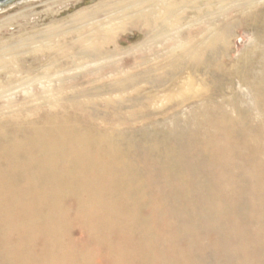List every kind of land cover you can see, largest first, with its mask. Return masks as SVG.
<instances>
[{"label": "bare ground", "instance_id": "1", "mask_svg": "<svg viewBox=\"0 0 264 264\" xmlns=\"http://www.w3.org/2000/svg\"><path fill=\"white\" fill-rule=\"evenodd\" d=\"M14 1H19V2L22 1V3H23V2H27L28 0H11V1H8L7 4H10ZM7 4H0V8L7 5ZM261 4H264V0H101V1L91 5L90 7H87V8H84L83 10L77 11L72 16H69L70 18H68L67 20L60 22V23H57V24L54 23L52 25H49L48 27L44 28L43 30H35L32 32H25L23 35L14 36L11 38H6V39H0V239L3 240L4 242L6 240L14 239V238H16V241L22 240V239L27 238V236H26L27 234L19 233V230L20 231L23 229H25V230L31 229L32 230V229L37 228V227L51 226V225H56V226H61V227H70L71 228L75 223H78L82 229H84L85 231L91 232L93 234L94 238H97V239L98 238H102V239L105 238V239H107V242H106L107 244H110V241L108 242V240L112 239V235L117 234L116 236L120 237V239L122 240L120 242V246L123 247V252L120 253L119 252L120 249H119V251L115 250L116 251L115 253L117 254V257L116 256L115 257L117 258V260H119V259L121 260L120 256H123L124 257L123 260L125 262L127 260L126 264H136V263H139V264H180L179 261L181 259H178L179 261H175V260L169 261L167 258L161 259L158 256V254L160 252V248H161V246H160L161 241L159 242L160 239H157V237L159 238V235H160V231L158 230V227L155 226V224H153V223L146 224V222L145 223L143 222L145 220L142 221V219L138 217L137 212L138 213L140 212L138 209H139V207L141 208L144 206L145 200L143 198H145L148 194L147 190H145L143 193V190L145 189L147 184L145 183L146 180L144 179V174L142 172L145 170L153 169L154 175H155V173H157V175H158V174H160L161 169H159L160 166H155V168L152 166H149V162L147 161V159L146 158L142 159L140 157V154H137L136 156H134L133 154H135V153H133V154L129 153V151H128V149H129L128 143L129 142L125 143L123 141V138L126 136L125 129H127L128 126H131V125L134 126V124H136V123L138 124V123L142 122L143 119H145L146 117L153 116V113L150 111V107H151L150 105H154L156 102H158L159 98H161L160 103L163 100H172L173 103L179 105V104H184L188 100L205 97V95L207 94L206 91H208V89H206V81L207 80H208L209 85L211 86L212 91L217 92L219 89V82H218L217 75L215 73H210V71H201V70L202 69L205 70L209 67H214V68L217 67L218 59H219L222 51L224 52V50L226 49L228 38L231 35V32L237 23V18H238L237 15H242L248 11H251L252 9L256 8L257 6H259ZM259 12H261V11H259ZM260 15H261V13H260ZM23 17L24 16H21L20 14H16L15 16H11V17L6 18L2 22L0 21V31L2 29L6 28L7 26L9 27L10 25H12V23H14L17 20V18H23ZM257 17H260V16H257ZM249 19H252V18H249ZM260 21H261V17H260ZM129 27H131V28L133 27V29L137 27L138 29L145 31V38H144L143 42L141 44H139L138 46L130 48L127 51L121 52L118 50V47L115 45L113 37L119 32H124ZM263 31H264V28H263ZM263 31H262V33H263ZM258 36L260 39L261 38L260 35H258ZM138 51H144V52H146V54L135 56L133 58V60H134L133 64L129 65L128 67H123L124 64H122V61L120 60V56L123 54H125V55L135 54ZM32 55H34V56L35 55H41V56L43 55L44 56L43 61L40 60V58H39V60L42 62L38 65L36 64L37 65L36 67L24 68L23 67L24 62L26 63V60L28 59V57H30ZM251 56H253V55H251ZM243 60L246 61V59H243ZM34 62H36V61H34ZM252 62H253V59H252ZM232 63H233V61H232ZM233 64H235V63H233ZM245 64H246V62H245ZM250 64H252V63H250ZM220 67H222V66H220ZM240 67H242V65ZM137 68L139 70H135ZM227 68H229V67H227ZM231 69H232V67H231ZM248 70H250V69H248ZM219 71H221V70L219 69ZM241 72H242V70H241ZM243 72H245V71H243ZM222 73H224V72H222ZM228 73H231V72H228ZM185 74H186V76H183ZM87 75L88 76L91 75L93 78L84 80L83 78L86 77ZM245 75H247V73ZM262 75H263V73H262ZM225 76H227V75H225ZM230 76H231V74H230ZM230 76H227V77L229 78ZM209 78H211V80H209ZM254 78H256V77H254ZM70 81H77V84L68 86L67 83ZM244 81L245 80H242V82H244ZM246 81H248V80H246ZM249 82H250V80H249ZM247 83L248 82H246V84ZM238 85H240V84H238ZM255 85H256V83H255ZM146 86L149 89V93L147 95L144 94L142 91L143 87H146ZM196 86H201L202 88L200 90H196L197 89V88H195ZM242 86H243V84H242ZM257 88H258V86H257ZM34 89H37L38 92H35ZM256 91H257V89H256ZM244 92H246V91H244ZM257 92L259 93V90ZM252 93H254V92H252ZM255 94H256V92H255ZM231 97H233V95H231ZM250 97H251V95H250ZM223 100H224V98H223ZM225 101H226V99H225ZM232 101H233V99H232ZM221 103H224V102L222 101ZM260 103H261V101H260ZM253 104L256 105L255 102ZM263 104H264V102H263ZM207 105H206V107H207ZM254 105H253V107H254ZM261 105L262 104H260V106ZM196 106H197V104H196ZM199 107H201V106H199ZM199 107L197 106V108H199ZM222 107H224V106H222ZM261 107H264V106H261ZM211 109H213V108H211ZM256 109H257V107H256ZM216 110L218 111V109H216ZM216 110H214V111H216ZM206 111H205V113H207L209 111L211 113V110H209L207 112ZM223 111H225V110H223ZM58 113H62L64 115L62 117H59V118H56V116L55 117L52 116V115L58 114ZM180 114H181V112H180ZM201 114L204 115L203 113H201ZM238 114H240V113H237V116H238ZM245 114H242L243 117L246 116ZM262 114H264V113H262ZM191 115H192V113H191ZM202 115H201V117H202ZM166 116H167V114H166ZM225 116H227V114ZM177 117H176V119H177ZM243 117H242V119H244V122H245V118H243ZM196 118L194 117V120H196ZM222 118H223V116H222ZM247 120H248V122L250 121L249 119H247ZM196 121H195V124H196ZM221 121H223V120H221ZM232 121H235V120L232 119ZM237 121H235V122H237ZM216 122H214V123L216 124ZM201 123H198V124H200V126H201L202 125ZM218 123H219V121H218ZM229 123H230V121H229ZM251 123L252 122H250V124ZM258 123L260 125V122H258ZM144 124H147V123L144 122ZM180 124H181V122H180ZM261 124H262V121H261ZM213 126L216 127L215 125H213ZM220 126H221V124H219L218 128ZM222 126H223V124H222ZM224 126H226V125H224ZM245 126H247V125H245ZM197 127H199V125ZM123 128H125V129L122 131ZM238 128L239 127H237L236 129H238ZM253 128H254V126H253ZM180 129H182V128H180ZM199 129H196V130L198 131ZM211 129H212V127H211ZM215 129H217V127ZM176 130H177V128H176ZM189 130H188V132H189ZM201 130H202V128H201ZM238 131L241 132L242 130L239 129ZM169 132L166 131L165 134H167V133L170 134L171 132L170 133ZM219 132H220V130H219ZM221 132H222V130H221ZM224 132H226V131H224ZM235 132L236 131H234V134L236 135ZM181 133H182V131H181ZM195 133H197V132H195ZM234 134H232V136ZM238 134H240V133H238ZM242 134H245V133H242ZM261 134H262V132H261ZM180 135L182 136V134H180ZM149 136H150V134H149ZM161 136H163V135H161ZM170 136H171V134H170ZM132 137H133V135H132ZM213 137H214V135H213ZM235 137H237V136H235ZM262 137H263V135H262ZM167 138H168V136H167ZM170 139H172V137ZM178 139H180V138H178ZM208 139H209V137H208ZM244 139H246V138H244ZM254 139H256V138H254ZM153 140H155V139L153 138ZM191 140L192 139H190V141ZM198 140H200V139L198 138ZM236 140L238 141V139H236ZM166 141H168V140L166 139ZM190 141H189V143H190ZM212 141H213V139H212ZM244 141H246L245 143H247L248 140L246 139ZM153 142L155 144L156 141H153ZM186 142L188 143V141H186ZM224 142H227V141H224ZM240 142H238V143H240ZM174 143L172 145H174ZM201 143L204 144V142H201ZM218 143H220V142H218ZM218 143L216 142L217 145H218ZM163 144H164V142H163ZM184 144H186V143H184ZM199 144H197L198 147H199ZM210 144H212V143H210ZM220 144H223V143H220ZM219 145H218V147H219ZM243 145H241L240 147H242ZM145 146H146V143H145ZM212 146H214V143L212 144ZM187 147L185 146V148H187ZM203 147H204V145H203ZM244 147H246V145H244ZM263 147L261 146V148H263ZM145 148H147V147H145ZM194 148L195 147H193V149ZM231 148H233V150H234L235 147H231ZM231 148H229V149H231ZM180 149H182V148H180ZM201 149H203V148H201ZM221 149H223V148H221ZM247 149H249V148L247 147ZM198 150L202 152L204 149L200 150L199 148H197V152H199ZM187 151H188V149H187ZM208 151H209V149H208ZM213 151H214V153H216L215 150H213ZM165 152H166V154H169V156H171L173 154V150L172 151L165 150ZM180 152H181V150H180ZM203 152H206V151H203ZM227 152H228V150H227ZM262 152H264V151H262ZM177 153L179 154V151ZM181 153L183 155V151ZM237 153H240V152H236V154ZM224 154H226V153H224ZM232 154L233 153H231V155ZM257 154H259V152ZM159 155H161V154H159ZM204 155H203V157H204ZM218 155H220V153ZM175 156H176V154H175ZM186 156H187L186 158H188V154ZM256 156L257 155H255L253 159H256L255 158ZM206 157H207V154H206ZM221 157H222V155H221ZM225 157H227V156H225ZM244 157H246V156H244ZM177 158H176V161H177ZM236 158H238V157L236 156ZM248 158H250V157H248ZM192 159H191V161H192ZM201 159H203V158L196 159L197 162H196V160L194 161V159H193V161H194L193 163H198V160H201ZM215 160H214V163H215ZM221 160H223V159H221ZM238 160H239V158H238ZM257 160H255V161H257ZM228 161H229V159L225 162H228ZM178 162H180V161H178ZM184 162H186V160ZM175 163H177V162H175ZM187 163H188V161H187ZM217 163H218V161H217ZM245 163L247 164V162H245ZM251 163H253V162H251ZM226 164H229V163H226ZM260 164H261V162H260ZM185 165L187 166V164H185ZM218 165L219 164H217V166ZM253 165H256V162ZM188 166L185 168H188ZM197 166L199 167L200 165H197ZM190 167L191 166H189V168ZM215 167L216 166L214 165L213 169ZM260 167H258V168H260ZM228 168H229V166H228ZM262 168H263V166H262ZM262 168H260V169H262ZM220 169H222V168L219 167V170ZM232 169H233V167H232ZM155 170H156V172H155ZM173 170H174V168H173ZM187 170H189V169H187ZM208 170L210 171V169L207 168V172H209ZM224 170H223V175H224ZM181 171H182V169H181ZM190 171H192V174H193L194 170H192V168ZM214 171L216 172V170H214ZM251 171L252 170H250V172ZM171 172H173V171H171ZM217 172L219 173V171H217ZM255 173H253V176ZM186 174H188V172ZM203 174L206 175L205 172H203ZM213 174L214 173H212V175ZM226 174H228V173H226ZM232 174H233V172H232ZM244 174H245V172H244ZM256 174H255V176H256ZM204 175H203L202 181L205 178ZM212 175H209V176L212 177ZM242 175H243V172H242ZM242 175H241V177H242ZM232 176H234V174ZM262 176L263 175H261V177ZM169 177H170V175H169ZM197 177H198V175H197ZM221 178H222V176H221ZM221 178H220V180L223 179V178L222 179ZM232 178L233 177H231L230 179H232ZM236 178H237V176H236ZM239 178L240 177H238V179ZM136 179H137V181H136ZM234 179H233V181H234ZM245 179H247V178H245ZM251 179H252V177H251ZM168 180H170V179H168ZM215 180H217V179H215ZM253 180H254V178H253ZM249 181H246V182H249ZM261 181H263V180H261ZM149 182H150V180H149ZM212 182H215V181L213 180ZM172 183H170V184L172 185ZM182 183H183V181H182ZM232 183H234V182H232ZM76 184H84V185H86V188L83 190L84 199L81 200V202L78 201V204L76 205V209L74 210L75 211V216H74L75 220L69 219V217H66V218L60 217L61 219L59 218L58 220H56V222H54V221L44 220V219L38 218L39 215H41L43 212H50V213L61 212V211L65 212L67 210V208L65 207V205H64L65 203H63V200H56L53 198L58 194V191H60V190H68L69 191V189H72ZM177 184H178V180H177ZM209 184L210 183H208V185ZM218 184L221 185L222 183L220 182ZM242 184L243 185H241V184L240 185L242 187H244L245 181L244 182L242 181ZM255 184H256V182H255ZM153 185H154V183H153ZM174 185L176 186V184H174ZM178 185L180 186V184H178ZM200 185L202 186V184H200ZM213 185H214V183H213ZM190 186H192V185H190ZM222 186L223 185H221L220 187H222ZM239 186H237V188H239ZM251 186H252V184H251ZM161 187H162V185H161ZM218 187L219 186H217V188ZM228 187H231V186L228 185ZM234 187H235V185H234ZM147 188L148 187H146V189ZM155 188L159 189L157 187H155ZM169 188H171V187L169 186ZM205 188H206V186H205ZM205 188H203V189H205ZM210 188H212V187H210ZM241 189H243V188H241ZM199 190H198V192H200ZM219 190L220 189H218V191ZM154 191H155V189H154ZM193 191H195V190H193ZM236 191H237V189H236ZM238 191H237V193H238ZM258 191H260V190L258 189ZM158 192H159V190H158ZM212 192H213V189H212ZM223 192H225V191H223ZM229 192H231V191H229ZM164 193H162L163 196L166 195ZM192 193H194V192H192ZM207 193L212 195V193H210V192H207ZM239 193H240V191H239ZM248 193H247V195H248ZM256 193H257V191L254 194L256 195ZM217 194H219V192ZM220 194H222V193H220ZM227 194H229V193L227 192ZM250 194H251V192H250ZM261 194L263 195L262 192H261ZM223 195L224 194H222V196ZM234 195L236 197V194H234ZM205 196H207V194ZM73 197H75V196H73ZM166 198H167V196H166ZM228 198H229V196H228ZM74 199L76 201V198H74ZM240 199H241V197H240ZM178 200H179V198H178ZM184 200H186V197H185V199H183V202H184ZM205 200H206V198H205ZM211 200H212V198H211ZM242 200L244 201V199H242ZM232 201H235V200H232ZM245 201H247V200H245ZM249 201H250V199H249ZM262 201H263V199H262ZM164 202H166V201H164ZM180 202H182V201H180ZM187 202H189V201H187ZM194 202H195V200H194ZM238 202H239V200H238ZM238 202H237V204H238ZM208 203H209V200H208ZM210 203H211V201H210ZM220 203H222V201ZM258 203H261V202H258ZM262 203L264 204V202H262ZM130 204H132V206H134V204H135L136 208L135 209H132V208L128 209ZM241 204H242V202H241ZM254 204L256 205L257 203H254ZM185 205H187V203ZM185 205L182 207L186 208ZM215 205H218V204L216 203ZM244 205H246V203ZM244 205H243V207H244ZM252 205L253 204H251V207H253ZM172 206L173 205H171V203L168 201L167 202V209H172ZM205 206H207V203ZM208 206H209V204H208ZM220 206H223V205H220ZM228 206H232V204L228 205ZM233 206H234V204H233ZM147 207H148V205H147ZM223 207H222V209H224ZM237 207H238V205H237ZM257 207L261 208L260 206H258V204H257ZM179 208H177V209H179ZM213 208L214 207L212 206V209ZM230 208L232 209V207H230ZM249 208H250V205H249ZM214 209H216V208H214ZM214 209L212 211H214ZM251 209L252 208H250V210ZM255 209H256V207H255ZM141 210H142V208H141ZM151 210H152V208H151ZM189 210H191V209L189 208ZM193 210H194V208H193ZM226 210L228 211V209H226ZM261 210H262V208H261ZM177 211H179V210H177ZM192 211H191V213H192ZM219 211H220V209H219ZM248 211H249V209H248ZM259 211H260V209H259ZM70 212L71 211H69V213ZM172 212H174V211H172ZM195 212L197 213L196 209H195ZM201 212H202V210H201ZM209 212H211V211H209ZM255 212H257V211H255ZM154 213H156V212H154ZM189 213H188V215H190ZM238 213H239V211H238ZM238 213L236 215H239ZM258 213L259 212H257V214ZM182 214H184V213H182ZM215 214H217V213H215ZM215 214H213V216ZM221 214H219V215H221ZM252 214H254V216H255V213H252ZM197 215H198V213H197ZM199 215H198L199 217L203 216V212H202V214H199ZM210 215H211V213H210ZM210 215H208V213H207V216H210ZM152 216H155V214ZM190 216H192V215H190ZM246 216H247V214H246ZM256 217L257 216H255V218ZM258 217L260 218V216H258ZM167 218L169 219L170 217H167ZM213 218H215V216ZM219 218H221V216ZM224 218H222V219H224ZM249 218H253V217H249ZM261 218H263V217L261 216ZM202 219H203V217H202ZM236 219H234V220H236ZM239 219H241V218H239ZM147 220H149V219H147ZM200 220H201V218H200ZM219 220L220 219H218V221H217V222H219V224L216 222V220H215V222H216L215 224H218V227L221 224H223V226H224V223H220L221 220L220 221ZM74 221H76V222L74 223ZM171 221H172V219H171ZM224 221H225V219H224ZM254 221L258 222L259 220L257 218V220L254 219ZM159 222H160V220H159ZM192 222L193 221L191 220V223ZM211 222H213V221H211ZM241 222H238V224ZM199 223H200V221H198V224ZM227 223H228V221H227ZM208 224H210V223H208ZM231 224H230L231 226L235 225L233 223H231ZM255 224H253V222H252L253 228H254ZM230 225H229V227H230ZM249 225L251 226V224H249ZM171 226L170 225L165 226V228H162V229L167 231L170 229ZM176 226H178V225H176ZM181 226H183V225L181 224ZM195 226H197V225L195 224ZM234 227L237 229L236 225ZM241 227H243V226H241ZM247 227H248V225H247ZM198 228H200V227L198 226ZM213 228L215 229V227H213ZM224 228H222V229H224ZM250 228H252V227H249V229ZM175 229H177V228H175ZM188 229H190V228H188ZM188 229H186V231ZM226 229H227V227H226ZM240 229H239V231H240ZM245 229H248V228H244V230ZM262 229L264 230V228H262ZM46 230H47V228H46ZM180 230H182V229H180ZM193 230L194 229L192 228L191 231H193ZM208 230H210V228ZM221 230L219 232H221ZM224 230H223V232H224ZM244 230L242 229V231H244ZM36 232H38V231L36 230ZM217 232H215V233H217ZM237 232L238 231H236V233ZM30 233H31V231H30ZM170 233L171 232H169V234ZM186 233H188V232H186ZM196 233H198V232H196ZM224 233H226V232H224ZM38 234H39V232H38ZM38 234H35L32 236L34 237ZM71 234H69V236ZM136 234H138L139 236L135 237ZM208 234H210V233H208ZM249 234H250V232H249ZM262 234L263 233H261V235ZM66 235H68V234H66ZM173 235H175V234H173ZM198 235H199V233H198ZM201 235L203 238L204 235L203 234H201ZM205 235H207V234H205ZM223 235L221 236V238L224 237ZM239 235L240 234H238V236ZM251 235H253V233H251ZM261 235H257V236L262 237ZM47 236H45V237H47ZM91 236L92 235H90V238H91ZM116 236H114V237H116ZM183 236L186 237L185 235H183ZM229 236H230V234H229ZM233 236H234V234H233ZM235 236L238 237L237 235H235ZM49 237H53V236L51 235ZM184 237H183V239H184ZM232 237H231V239H232ZM225 238L227 240L228 236L227 237L225 236ZM240 238H241V235H240ZM246 238H249V237L246 236ZM246 238H245L246 242L249 241ZM45 239H47V238H45ZM29 240H30V238H29ZM59 240H61V239H59ZM98 240H100V239H98ZM193 240H195V239H193ZM205 240H207V239H205ZM205 240H204V243H206ZM212 240H213V238H212ZM220 240H219V242H220ZM229 240H230V238H229ZM31 241H32V239H31ZM56 241H53V242H56ZM69 241H70V239H69ZM100 241H102V240H100ZM184 241L187 242L186 238L184 239ZM184 241H183V243H184ZM196 241H195V243H196ZM202 241H200V242H202ZM239 241H241V240H239ZM260 241H262V240H260ZM30 242L27 241L26 243H30ZM223 242H225V240H223L222 243ZM18 243H19V241H18ZM26 243H24V244H26ZM39 243H40V241H39ZM187 243H189V242H187ZM210 243H211V241H210ZM210 243H209V245H210ZM238 243H236V244H238ZM58 244H59V242H58ZM63 244H65V243H63ZM98 244H99V242H98ZM165 244L166 243H164V246H165ZM192 244H194V243L192 242ZM229 244H231V243H229ZM240 244H242V243H240ZM251 244H253V242H251ZM20 245H22V244H20ZM53 245H54V243H53ZM69 245H71V243ZM198 245H197V247L200 246V245L199 246ZM13 246H14V244H13ZM13 246H12V248H16V246H14V247ZM17 246H18V244H17ZM30 246H31V244H30ZM114 246H115V244H114ZM167 246H168V244H167ZM188 246H189V248L190 247L192 248L191 245H188ZM219 246L222 247L221 245H219ZM232 246L231 247L228 246L227 248H232ZM19 247L20 246H18L17 248H19ZM26 247H27V244H26ZM76 247H77V245H76ZM216 247L218 248L217 245H216ZM262 247L259 249H262ZM30 248H32V247H30ZM48 248L51 249L52 246L51 247L48 246ZM69 248H71V247H69ZM191 248L189 249L190 253L192 252ZM247 248H250V247H247ZM24 249H26V248H24ZM34 249H36V248H34ZM55 249H56V247H55ZM208 249H209V246H208ZM214 249H215V247H214ZM244 249H245V246H244V248L239 249V251L245 252L246 250L244 251ZM28 250H30V249L28 248ZM51 250H53V249H51ZM205 250L206 249H204V251ZM223 250H225V248ZM232 250H234V249L232 248ZM55 251L56 250H54V253H55ZM189 251L187 254H189ZM197 251H199V249ZM201 251H202V249H201ZM216 251H217V249H216ZM219 251H218V253H219ZM226 251L227 250H225V252ZM239 251L237 250L236 252L238 253ZM261 251H262V253H264L263 249ZM261 251H259V252H261ZM15 252H16V250H15ZM15 252H13V253H15ZM44 252H45V250H44ZM59 252L61 253L63 251H59ZM68 252H66V253H68ZM73 252H74V248H73ZM259 252H258V255H260ZM2 253H3V251L0 252V254H2ZM170 253L171 252H169V253L167 252L166 255L167 254L169 255ZM179 253H180V251H179ZM199 253H200V251H199ZM234 253H235V251H234ZM248 253H250V251H248ZM251 253H253V252H251ZM256 253H257V250H256ZM25 254L27 256L28 253L25 252ZM25 254H24V256H25ZM30 254H34V253L31 251ZM46 254H48V253H46ZM55 254H54V256H55ZM243 254L245 255L246 253H243ZM4 255H5V253H4ZM51 255H53V254H51ZM62 255H65L64 252ZM62 255H61V258L63 257ZM200 255H201V253H200ZM200 255H198V257ZM221 255H220V257H221ZM236 255H238V254H236ZM240 255L241 254H239V256ZM54 256H52V257L54 258ZM195 256H196V254H195ZM223 256H224V254H223ZM260 256H258V259L263 257V256H261V257ZM8 257L10 258V256H8ZM204 257H205V255H204ZM241 257H240V259H241ZM18 258H19V256H18ZM30 258L32 259L34 257H30ZM56 258H58V257H56ZM65 258H68V257L66 256ZM103 258H105V257H103ZM125 258H126V260H125ZM178 258H180V257H178ZM234 258L235 257L233 256V259ZM254 258H255V256H254ZM45 259H47V258H45ZM50 259L52 260V258H50ZM70 259L72 260V258H70ZM193 259L194 258H192V261H193ZM244 259L246 260L245 262H248L250 260V259L247 260L246 257ZM255 259L258 261L257 258H255ZM18 260L20 262V259H18ZM61 260L63 261V259H61ZM68 260H66L67 264H68ZM190 260L188 262H190ZM252 260H253V258H252ZM25 261L27 262L26 259H25ZM53 261L54 260H52V262ZM234 261H235V259H234ZM253 261H252V263H253ZM21 262H23V261L21 260ZM84 262H85V260H84ZM259 262H260V260H259ZM27 263L32 264L29 262H27ZM89 263L93 264L91 262H89ZM183 263L188 264L184 261H183ZM203 263H206V260ZM215 263H217V262H215ZM228 263H226V264H228ZM242 263L244 264V262H242ZM252 263L250 262V264H252ZM260 263L262 264V262H260ZM46 264H47V262H46ZM75 264H77V263H75ZM87 264H88V262H87ZM219 264H221V263H219ZM256 264H258V263H256Z\"/></svg>", "mask_w": 264, "mask_h": 264}, {"label": "rangeland", "instance_id": "2", "mask_svg": "<svg viewBox=\"0 0 264 264\" xmlns=\"http://www.w3.org/2000/svg\"><path fill=\"white\" fill-rule=\"evenodd\" d=\"M101 0H28L27 2H23L22 1H14L10 4H7L3 7L0 8V21L2 22L3 20H5L6 18L8 17H11V16H15L16 14H20L21 16H24L23 18H17V20L12 23V25H10L9 27L7 26L6 28L2 29L0 31V39H6V38H11V37H14V36H19V35H23L25 32H32V31H35V30H43L44 28L48 27L49 25H52L54 23H60V22H63L65 20H67L68 18H70L69 16H72L73 14H75L77 11H80V10H83L84 8H87V7H90L91 5L99 2ZM262 6V7H261ZM2 10V11H1ZM258 10V11H257ZM257 11V12H256ZM261 11V12H259ZM252 12V13H251ZM261 13V15H260ZM263 13V14H262ZM246 14V15H245ZM249 14V15H248ZM259 14V15H258ZM248 15V16H247ZM260 16L261 17V21H260V17H257V16ZM263 15V16H262ZM238 18H237V23L234 27V31L232 30L231 32V35L229 36L228 38V41H227V45H226V49L224 50V52L222 51L219 59H218V62H217V67L214 68V67H209L205 70H201V71H210V73H215L218 77V82H219V89L218 91H212L211 89V86L209 85L208 83V80L206 81V89H208L207 94L205 95V97H202V98H198V99H192V100H188L186 101L184 104H175L173 103L172 100H163L161 103H160V100L161 98H159L158 102H156L154 105H150V111L153 113V116H150V117H146L145 119H143L142 122L140 123H136L131 126H128L127 129L123 128L122 131L125 129V132H126V136L123 138V141L125 143L129 142L128 145H129V153L133 154L134 156H136L137 154H140V157L142 159H147V161L149 162V166H152L155 168V166H160L159 169H161V172L160 174L157 175V173H155L154 175V170L153 169H149V170H145L143 171L142 173L144 174V179L146 180V187H148L146 189L143 190V193L145 190L148 191V194L145 198H143L145 200V204L141 210V208L139 207V213L137 212L138 214V217L145 221H143L144 223L146 222V224H149V223H153L155 224V226L158 227V230L160 231V235H159V238L157 237V239H160L159 242H160V252L158 254V256L161 258V259H168L169 261H179L178 259H181L179 261L180 264H184V262L188 263V264H202L203 262H205L206 260V263H203V264H243L242 262H244V264H250V262L253 263L252 264H261L260 262H262V264H264V253H262V249L264 250V230L262 228H264V204L262 202H264V107H261V106H264L263 102H264V31H263V28H264V4H261L259 6H257L256 8L252 9L251 11H248L242 15H237ZM240 16V17H239ZM251 16V17H250ZM256 18H255V17ZM252 18V19H249V18ZM252 20V21H251ZM248 23H247V22ZM242 22V23H241ZM246 22V23H245ZM247 24V25H246ZM262 25V26H261ZM250 28H249V27ZM239 27V28H238ZM254 27V28H253ZM249 28V29H248ZM262 28V29H261ZM261 31H260V30ZM245 30V31H244ZM250 30V31H249ZM252 30V31H251ZM263 31V33H262ZM256 32V33H255ZM247 33V34H246ZM259 33V34H258ZM253 35V36H252ZM260 35V39H259V36ZM254 37V38H253ZM145 38V31L143 30H140L138 29L137 27L133 29V27H129L127 28L124 32H119L117 33L114 37H113V40H114V43L115 45L118 47V50L119 51H127L128 49L130 48H133V47H136L138 46L139 44H141L143 42ZM256 46V47H255ZM260 49H259V48ZM245 48V49H244ZM254 49V50H253ZM262 49V50H261ZM252 50V51H251ZM256 50V51H255ZM242 51V52H241ZM251 51V52H250ZM244 53V54H243ZM146 52L144 51H138L136 52L135 54H129V55H121L120 56V60L122 61V64H124L123 67H128L129 65L133 64L134 60L133 58L135 56H138V55H145ZM227 54V55H226ZM246 54V55H245ZM224 55V56H223ZM241 55V56H240ZM250 55V56H249ZM253 55V56H251ZM257 55V56H256ZM246 56V57H245ZM256 56V57H255ZM32 59H31V58ZM28 57V59L26 60V63L24 62V65L23 67L24 68H29V67H36L38 64H40L42 61H43V55H32ZM244 57V58H243ZM42 60L40 61L39 60ZM229 58V59H228ZM246 59L243 60V59ZM248 59V60H247ZM252 59H253V62H252ZM256 62H255V61ZM262 60V61H261ZM36 61V62H34ZM220 61V62H219ZM235 63L233 64L232 63ZM29 62V63H28ZM244 62V63H243ZM246 62V64H245ZM252 64H250V63ZM35 64V65H34ZM37 64V65H36ZM232 64V65H231ZM237 64V65H236ZM242 65V67H240ZM244 65V66H243ZM261 65V66H260ZM222 66V67H220ZM229 67V68H227ZM232 67V69H231ZM238 67V68H237ZM235 68V69H234ZM247 68V69H246ZM212 69V70H211ZM219 69L221 71H219ZM242 72H241V70ZM250 69V70H248ZM263 69V70H262ZM135 70H139L138 68L135 69ZM134 70V71H135ZM214 70V71H213ZM236 70V71H235ZM256 70V71H255ZM219 71V72H218ZM234 71V72H233ZM245 71V72H243ZM247 71V72H246ZM224 72V73H222ZM228 72H231V73H228ZM237 72V73H236ZM251 72V73H250ZM239 73V74H238ZM247 73V75H245ZM263 73V75H262ZM231 74V76H230ZM230 76L229 78L227 76ZM241 75V76H240ZM249 75V76H248ZM183 76H186L183 75ZM233 76V77H232ZM256 78H254V77ZM251 77V78H250ZM93 78L91 75H87L86 77H84L83 79L86 80V79H91ZM236 78V79H235ZM262 78V79H261ZM221 79V80H220ZM209 80H211V78H209ZM242 80H248L246 82H248L246 84V82H242ZM250 80V82H249ZM255 82H254V81ZM259 80V81H258ZM262 82V83H261ZM256 83V85H255ZM77 84V81H70L67 83L68 86H71V85H76ZM240 84V85H238ZM243 84V86H242ZM247 86H246V85ZM259 84V85H258ZM263 84V85H262ZM234 87H233V86ZM241 86V87H240ZM253 86V87H252ZM258 86V88H257ZM225 87V88H224ZM227 87V88H226ZM232 87V88H231ZM243 87V88H242ZM252 87V88H251ZM260 87V88H259ZM263 87V88H262ZM195 88H197L196 90H200L202 87L201 86H196ZM259 90V93L256 91ZM262 88V89H261ZM225 89V90H224ZM229 89V90H228ZM35 92H38L37 89H34ZM240 92H239V91ZM261 90V91H260ZM143 93L144 94H148L149 93V89L148 87H143L142 89ZM234 91V92H233ZM237 91V92H236ZM246 91V92H244ZM248 92V93H247ZM254 92V93H252ZM256 92V94H255ZM261 92V93H260ZM219 93V94H218ZM229 93V94H228ZM250 93V94H249ZM224 94V95H223ZM237 94V95H236ZM239 94V95H238ZM247 94V95H246ZM258 94V95H257ZM231 95H233V97H231ZM251 95V97H250ZM256 95V96H255ZM238 96V97H237ZM253 96V97H252ZM213 97V98H212ZM222 97V98H221ZM228 97V98H227ZM231 97V98H230ZM237 97V98H236ZM243 97V98H242ZM257 97V98H256ZM224 98V100H223ZM237 100H236V99ZM263 98V99H262ZM226 99V101H225ZM233 99V101H232ZM241 99V100H240ZM259 99V100H258ZM200 100V101H199ZM221 100V101H220ZM254 100V101H253ZM224 102V103H221V102ZM236 101V102H235ZM253 101V102H252ZM261 101V103H260ZM263 101V102H262ZM245 102V103H244ZM250 102V103H249ZM256 103V105H254L253 103ZM258 102V103H257ZM202 103V104H201ZM205 103V104H204ZM229 103V104H228ZM241 103V104H240ZM201 106L199 108H197V106ZM208 104V105H207ZM236 104V105H235ZM254 107H253V105ZM260 104H262L260 106ZM173 105V106H172ZM203 105V106H202ZM207 105V107H206ZM210 105V106H209ZM234 107H233V106ZM221 106V107H220ZM224 106V107H222ZM248 106V107H247ZM194 107V108H193ZM205 107V108H204ZM209 107V108H208ZM218 107V108H217ZM231 107V108H230ZM257 107V109H256ZM191 108V109H190ZM197 108V109H196ZM213 108V109H211ZM205 109V110H204ZM218 109V111L216 110ZM221 109V110H220ZM153 110V111H152ZM189 112H188V111ZM195 110V111H194ZM211 110V113L210 111L207 112V111ZM216 110V111H214ZM225 110V111H223ZM243 110V111H242ZM247 110V111H246ZM258 110V111H257ZM260 110V111H259ZM262 110V111H261ZM166 111V112H165ZM172 113H171V112ZM174 111V112H173ZM200 111V112H199ZM205 111L207 113H205ZM229 111V112H228ZM231 111V112H230ZM234 113H233V112ZM245 111V112H244ZM181 112V114H180ZM243 112V113H242ZM247 112V113H246ZM189 113V114H188ZM192 113V115H191ZM201 113H203L204 115H202ZM221 113V114H220ZM237 113H240L238 114L237 116ZM246 113V114H245ZM167 114V116H166ZM196 114V115H195ZM199 114V115H198ZM213 114V115H212ZM224 114V115H223ZM227 114V116H225ZM234 114V115H233ZM242 114H245L243 117ZM261 114V115H260ZM64 114L62 113H58V114H54L52 116H56V118H59V117H62ZM170 115V116H169ZM198 115V116H197ZM204 118H202L201 117ZM209 117H208V116ZM211 115V116H210ZM220 115V116H219ZM254 115V116H253ZM159 116V117H158ZM166 118H165V117ZM178 116V117H177ZM223 116V118H222ZM230 116V117H229ZM245 118V122H244V119H242V117ZM253 116V117H252ZM156 117V118H155ZM177 117V119H176ZM194 117L196 118V120H194ZM214 117V118H213ZM235 117V118H234ZM241 119H240V118ZM247 117V118H246ZM249 117V118H248ZM150 118V119H149ZM209 120H208V119ZM212 118V119H211ZM222 118V119H221ZM179 119V120H178ZM225 119V120H224ZM230 119V120H229ZM232 119H234L235 121H232ZM249 119L250 121L248 122ZM253 119V120H252ZM150 120V121H149ZM187 120V121H186ZM201 120V121H200ZM208 120V121H207ZM223 120V121H221ZM230 123H229V121ZM152 121V122H151ZM195 121H196V124H195ZM200 121V122H199ZM217 121V122H216ZM219 121V123H218ZM261 121H262V124H261ZM147 123V124H144ZM177 122V123H176ZM181 122V124H180ZM202 122V123H201ZM204 122V123H203ZM216 122V124L214 123ZM225 122V123H224ZM242 122V123H241ZM250 122H252L250 124ZM260 122V125L259 123ZM183 123V124H182ZM191 123V124H190ZM198 123H201L202 125L200 126V124ZM218 123V124H217ZM232 123V124H231ZM156 124V125H155ZM205 124V125H204ZM207 124V125H206ZM219 124H221V126L218 128ZM223 124V126H222ZM238 126H237V125ZM255 124V125H254ZM258 124V125H257ZM159 125V126H158ZM199 125V127H197ZM211 125V126H210ZM213 125H215L217 127V129H215L216 127H214ZM226 125V126H224ZM228 125V126H227ZM230 125V126H229ZM233 125V126H232ZM243 125V126H242ZM247 125V126H245ZM263 125V126H262ZM141 126V127H140ZM193 126V127H192ZM204 126V127H203ZM239 127L238 129H236L237 127ZM254 126V128H253ZM260 126V127H259ZM174 127V128H173ZM195 127V128H194ZM214 130H212L211 129ZM234 127V128H233ZM258 127V128H257ZM177 128V130H176ZM182 128V129H180ZM200 128V129H199ZM202 128V130H201ZM210 128V129H209ZM253 128V129H252ZM143 129V130H142ZM155 129V130H154ZM166 129V130H165ZM180 131H179V130ZM190 129V130H189ZM196 129H199L198 131ZM205 129V130H204ZM233 129V130H232ZM242 130L241 132H239L238 130ZM259 129V130H258ZM185 130V131H184ZM189 130V132H188ZM220 130V132H219ZM222 130V132H221ZM261 130V131H260ZM164 131V132H163ZM167 132H169L171 134H165ZM175 133H174V132ZM182 131V133H181ZM204 133H203V132ZM208 131V132H207ZM226 131V132H224ZM234 131H236V135L234 134ZM238 131V132H237ZM244 131V132H243ZM197 132V133H195ZM199 132V133H198ZM201 132V133H200ZM216 132V133H215ZM232 132V133H231ZM262 132V134H261ZM178 133V134H177ZM185 135H184V134ZM208 133V134H207ZM211 135H210V134ZM221 135H220V134ZM224 133V134H223ZM240 133V134H238ZM242 133H245V134H242ZM150 134V136H149ZM163 136H161V135ZM175 134V135H174ZM182 134V136L180 135ZM232 134H234L232 136ZM256 134V135H255ZM133 135V137H132ZM200 137H199V136ZM214 135V137H213ZM216 135V136H215ZM226 135V136H225ZM233 137H231V136ZM249 135V136H248ZM255 137H254V136ZM263 135V137H262ZM135 136V137H134ZM166 136V137H165ZM168 136V138H167ZM170 136V137H169ZM179 136V137H178ZM237 136V137H235ZM245 136V137H244ZM247 136V137H246ZM172 137V139H170ZM177 137V138H176ZM182 137V138H181ZM185 137V138H184ZM193 137V138H192ZM200 140H198V138ZM203 137V138H202ZM205 137V138H204ZM209 137V139H208ZM226 137V138H225ZM241 137V138H240ZM256 138V139H252V138ZM134 138V139H133ZM153 138L155 140H153ZM180 138V139H178ZM232 138V139H231ZM238 139V141L236 139ZM240 138V139H239ZM246 138L248 141L247 143H245ZM166 139L168 141H166ZM185 139V140H184ZM187 139V140H186ZM190 139H192L190 141ZM197 141H196V140ZM213 139V141H212ZM232 141H231V140ZM178 140V141H177ZM195 140V141H194ZM211 142H210V141ZM215 140V141H214ZM227 141V142H224V141ZM153 141H156L155 144ZM188 141V143L186 142ZM190 141V143H189ZM204 142V144H202L201 142ZM208 141V142H207ZM237 143H236V142ZM241 141V142H240ZM254 141V142H253ZM258 141V142H257ZM260 141V142H259ZM158 142V143H157ZM164 142V144H163ZM172 142V143H171ZM175 142V143H174ZM194 142V143H193ZM216 142H220V143H223V144H220L218 143V145L216 144ZM240 142V143H238ZM145 143H146V146H145ZM174 143V145H172ZM181 143V144H180ZM186 143V144H184ZM194 145H193V144ZM196 143V144H195ZM200 143V144H199ZM210 143H214V146H212V144ZM257 143V144H256ZM260 143V144H259ZM151 144V145H150ZM161 144V145H160ZM199 144V147L198 145ZM202 144V145H201ZM236 146H235V145ZM246 145V147H244V145ZM252 144V145H251ZM259 144V145H258ZM133 145V146H132ZM155 147H154V146ZM158 145V146H157ZM182 145V146H181ZM204 145V147H203ZM212 147H210V146ZM222 145V146H221ZM226 147H225V146ZM241 145H243L242 147H240ZM257 145V146H256ZM144 146V147H143ZM157 146V147H156ZM184 146V147H183ZM185 146L187 148H185ZM192 148H191V147ZM197 146V147H196ZM201 146V147H200ZM208 146V147H207ZM217 146V147H216ZM261 146L263 148H261ZM147 147V148H145ZM149 147V148H148ZM153 147V148H152ZM177 149H176V148ZM182 149H180V148ZM193 147H195L193 149ZM215 147V148H214ZM228 147V148H227ZM231 147H235L234 150L233 148ZM247 147L250 149H247ZM152 148V149H151ZM157 148V149H156ZM173 148V149H172ZM197 148H199L200 150H203V151H206V152H197ZM203 148V149H201ZM223 148V149H221ZM228 152H227V150ZM231 148V149H229ZM239 148V149H238ZM188 149V151H187ZM196 149V150H195ZM209 149V151H208ZM211 149V150H210ZM219 149V150H218ZM237 151H236V150ZM133 150V151H132ZM154 150V151H153ZM158 150V151H157ZM165 150H170L172 151L173 150V156H169V154H166ZM183 151V155L182 153L180 152ZM216 153H214V151ZM225 150V151H224ZM233 150V151H232ZM175 151V152H174ZM179 151V154L177 153ZM250 151V152H249ZM261 151V152H260ZM153 152V153H152ZM195 152V153H194ZM212 152V153H211ZM236 152H240V153H237ZM259 152V154H257ZM181 153V154H180ZM194 153V154H193ZM197 153V154H196ZM203 153V154H202ZM211 153V154H210ZM214 153V154H213ZM220 153V155H218ZM222 153V154H221ZM226 153V154H224ZM231 153H233L231 155ZM161 154V155H159ZM176 154V156H175ZM188 154V158H186ZM205 154V155H204ZM206 154H207V157H206ZM148 155V156H147ZM194 155V156H193ZM198 155V156H197ZM200 155V156H199ZM204 155V157H203ZM211 155V156H210ZM222 155V157H221ZM232 157H231V156ZM234 155V156H233ZM257 155L255 158L256 159H253L254 156ZM179 156V157H178ZM181 156V157H180ZM185 156V157H184ZM213 156V157H212ZM224 156V157H223ZM227 156V157H225ZM236 156L239 158H236ZM241 156V157H240ZM246 156V157H244ZM253 156V157H252ZM172 157V158H171ZM178 157V158H177ZM194 157V158H193ZM203 158L201 160H198V163H193L196 159H200V158ZM211 157V158H210ZM219 157V158H218ZM234 157V158H233ZM250 157V158H248ZM175 158V159H174ZM176 158H177V161H176ZM194 161H193V159ZM196 158V159H195ZM213 158V159H212ZM220 160H218V159ZM236 158V159H235ZM241 158V159H240ZM245 158V159H244ZM261 158V159H260ZM183 159V160H182ZM192 159V161H191ZM210 159V160H209ZM216 159V160H215ZM223 159V160H221ZM226 159V160H225ZM229 159L228 162H225ZM232 159V160H231ZM244 159V160H243ZM249 159V160H248ZM258 159V160H257ZM260 159V160H259ZM152 160V161H151ZM186 160V162H184ZM203 160V161H202ZM214 160H215V163H214ZM257 160V161H255ZM262 160V161H261ZM180 161V162H178ZM188 161V163H187ZM209 161V162H208ZM218 161V163H217ZM177 162V163H175ZM197 162V160H196ZM239 162V163H238ZM245 162H247V164L250 166H248ZM253 162V163H251ZM256 162V165H253L254 163ZM261 162V164H260ZM191 163V164H190ZM201 163V164H200ZM210 163V164H209ZM219 164L217 166V164ZM226 163H229V164H226ZM260 165H259V164ZM184 164V165H183ZM185 164H187V166H191L189 168H185L187 167ZM234 164V165H233ZM243 164V165H242ZM246 164V165H245ZM183 165V166H182ZM197 165H200L199 167ZM204 165V166H203ZM210 165V166H209ZM216 166L214 169H213V166ZM238 165V166H237ZM263 168H262V166ZM170 166V167H169ZM175 166V167H174ZM178 166V167H177ZM223 166V167H222ZM227 166V167H226ZM229 166V168H228ZM236 166V167H235ZM254 168H253V167ZM261 166V167H260ZM164 167V168H163ZM205 167V168H204ZM212 167V168H211ZM219 167H221L222 169L219 170ZM233 167V169H232ZM235 167V168H234ZM240 167V168H239ZM245 167V168H244ZM262 169H260V168ZM174 168V170H173ZM192 168L193 171V174H192V171H190ZM194 168V169H193ZM207 168L210 169L209 172H207ZM218 168V169H217ZM239 168V169H238ZM254 170H253V169ZM180 169V170H179ZM182 169V171H181ZM189 169V170H187ZM225 169V170H224ZM242 169V170H241ZM256 169V170H255ZM187 170V171H186ZM206 170V171H205ZM213 170V171H212ZM216 170V172L214 171ZM222 170V171H221ZM223 170H224V175H223ZM238 170V171H237ZM250 170H252L250 172ZM258 170V171H257ZM151 171V172H150ZM173 171V172H171ZM177 171V172H176ZM219 171V173L217 172ZM230 171V172H229ZM243 172V175H242V172ZM156 172V170H155ZM170 174H169V173ZM188 172V174H186ZM202 172V173H201ZM203 172L206 173V175L203 174ZM214 173L212 175V173ZM234 176H232L233 174ZM245 172V174H244ZM257 174H256V173ZM162 173V174H161ZM191 173V174H190ZM222 173V174H221ZM228 173V174H226ZM237 173V174H236ZM249 173V174H248ZM253 173L254 176H253ZM184 174V175H183ZM240 176H239V175ZM263 175L261 177V175ZM170 175V177H169ZM186 175V176H185ZM198 175V177H197ZM200 175V176H199ZM203 175H204V180L202 181L203 179ZM209 175H212L209 176ZM218 175V176H217ZM226 175V176H225ZM228 175V176H227ZM242 175V177H241ZM249 175V176H248ZM258 175V176H257ZM208 178H207V177ZM222 176V178H221ZM237 176V178H236ZM152 177V178H151ZM182 177V178H181ZM202 177V178H201ZM215 177V178H214ZM231 177H233L232 179H230ZM238 177H240L238 179ZM252 177V179H251ZM256 177V178H255ZM259 177V178H258ZM189 181H187L186 179ZM201 178V179H200ZM211 178V179H210ZM214 178V179H213ZM220 178L222 180H220ZM228 178V179H227ZM235 178V179H234ZM243 180H242V179ZM247 178V179H245ZM254 178V180H253ZM170 179V180H168ZM209 179V180H208ZM215 182H212L213 180ZM217 179V180H215ZM234 179V181H233ZM241 179V180H240ZM256 179V180H255ZM263 181H261V180ZM150 180V182H149ZM156 182H155V181ZM177 180H178V184H180V186L177 184ZM197 180V181H196ZM200 180V181H199ZM237 180V181H236ZM251 182H250V181ZM260 182H258V181ZM137 181V179H136ZM171 181V182H170ZM175 183H174V182ZM183 181V183H182ZM207 181V182H206ZM225 181V182H224ZM228 181V182H227ZM242 181L244 182L245 181V185L244 187H242L241 185L242 184ZM246 181H249V182H246ZM163 182V183H162ZM173 182V183H172ZM185 182V183H184ZM194 182V183H193ZM202 182V183H201ZM222 183L221 185H223L222 187H220L221 185L218 184V183ZM234 182V183H232ZM241 182V183H240ZM253 182V183H252ZM256 182V184H255ZM151 183V184H150ZM154 183V185H153ZM172 183V185L170 184ZM204 183V184H203ZM207 183V184H206ZM208 183H210L208 185ZM214 183V185H213ZM218 185H217V184ZM241 185H240V184ZM176 184V186L174 185ZM202 184V186L200 185ZM231 186V187H228V185ZM238 184V185H237ZM249 184V185H248ZM252 184V186H251ZM255 184V185H254ZM151 185V186H150ZM162 185V187H161ZM164 185V186H163ZM187 185V186H186ZM192 185V186H190ZM199 185V186H198ZM206 188H205V186ZM219 186L217 188V186ZM235 185V187H234ZM240 185V186H239ZM262 185V186H261ZM83 186V187H82ZM88 186V185H87ZM169 186L171 188H169ZM202 188H201V187ZM215 188H214V187ZM225 186V187H224ZM237 186H239V188H237ZM58 187V186H57ZM155 187L159 188V189H156ZM182 187V188H181ZM198 187V188H197ZM212 187V188H210ZM234 187V188H233ZM74 188V189H73ZM72 189H69L68 190H60L58 191V194L53 198V199H56V200H63V203H65V207L67 208V210L65 212H55V213H50V212H43L41 215H39L38 218H41V219H44V220H50V221H54L56 222V220H58L60 217L61 218H66V217H69V219H72V220H75V209H76V205L78 204V201L81 202V200L84 199V194H83V190L86 188V185L84 184H76ZM155 191H154V189ZM179 188V189H178ZM184 188V189H183ZM205 188V189H203ZM217 188V189H216ZM225 188V189H224ZM227 188V189H226ZM233 188V189H232ZM243 188V189H241ZM257 188V189H256ZM262 188V189H261ZM153 189V190H152ZM162 189V190H161ZM177 191H176V190ZM181 189V190H180ZM197 189V190H196ZM200 189V190H199ZM209 189V190H208ZM212 189H213V192H212ZM218 189H220L218 191ZM229 189V190H228ZM238 193H237V191ZM242 191H241V190ZM250 189V190H249ZM258 189L260 191H258ZM80 190V191H79ZM159 190V192H158ZM195 190V191H193ZM198 190L200 192H198ZM202 190V191H201ZM222 190V191H221ZM235 190V191H234ZM165 193H164V192ZM176 191V192H175ZM180 191V192H179ZM182 191V192H181ZM197 191V192H196ZM225 191V192H223ZM231 191V192H229ZM234 191V192H233ZM247 191V192H246ZM257 191L256 195L254 194L255 192ZM166 194L163 196V194ZM194 192V193H192ZM207 192H210L212 193L209 194ZM219 192V194H217ZM227 192L229 194H227ZM242 192V193H241ZM249 192V193H248ZM251 192V194H250ZM261 192L263 193V195L261 194ZM159 193V194H158ZM206 193L207 196H205L204 194ZM215 193V194H214ZM224 194L222 196V194ZM246 193V194H245ZM248 193V195H247ZM178 194V195H177ZM184 194V195H183ZM191 194V195H190ZM236 194V197L235 195ZM239 194V195H238ZM72 195V196H71ZM160 195V196H159ZM178 197H177V196ZM189 195V196H188ZM193 195V196H192ZM199 197H198V196ZM251 195V196H250ZM72 198H71V197ZM75 196V197H73ZM167 196V198H166ZM196 196V197H195ZM216 196V197H215ZM226 196V197H225ZM229 196V198H228ZM248 196V197H247ZM174 197V198H173ZM186 197V200L187 201H191L190 203L187 202L186 200H184L183 202V199H185ZM193 197V198H192ZM204 197V198H203ZM209 197V198H208ZM214 197V198H213ZM218 197V198H217ZM239 199H238V198ZM241 197V199H240ZM244 197V198H243ZM263 197V198H262ZM76 198V201L75 199ZM179 198V200H178ZM206 198V200H205ZM212 198V200H211ZM231 198V199H230ZM256 198V199H255ZM161 199V200H160ZM200 199V200H199ZM215 199V200H214ZM219 199V200H218ZM221 199V200H220ZM229 199V200H228ZM239 202H238V200ZM244 199V201L242 200ZM250 199V201H249ZM255 199V200H254ZM259 201H258V200ZM263 199V201H262ZM155 200V201H154ZM195 200V202H194ZM208 200H209V203H208ZM232 200H235V201H232ZM241 200V201H240ZM247 200V201H245ZM253 200V201H252ZM154 201V202H153ZM166 201V202H164ZM170 202L172 206V209H167V202ZM182 201V202H180ZM203 201V202H202ZM205 201V202H204ZM211 201V203H210ZM218 201V202H217ZM222 201V203H220ZM255 201V202H254ZM160 202V203H159ZM179 202V203H178ZM193 202V203H192ZM197 202V203H196ZM232 202V203H231ZM235 202V203H234ZM238 202V204H237ZM242 202V204H241ZM250 202V203H249ZM253 202V203H252ZM258 202H261V203H258ZM165 203V204H164ZM187 203V205H185ZM199 203V204H198ZM207 203V206H205ZM213 203V204H212ZM217 203L218 205H215ZM220 203V204H219ZM227 203V204H226ZM246 203V205H244ZM250 205V208H252L250 210L249 208V205ZM254 203H257L258 206H260L262 208H259L257 207V204L255 205ZM72 204V205H71ZM74 204V205H73ZM133 204V203H132ZM132 204L129 205L128 209L129 208H132V209H135L136 208V205L134 204V206H132ZM155 204V205H154ZM164 204V205H163ZM180 204V205H179ZM202 204V205H201ZM209 204V206H208ZM216 209H214V211H212V206ZM232 206H228V205H231ZM234 204V206H233ZM251 204H253L251 207ZM148 205V207H147ZM186 206L185 207H182V206ZM215 205V206H214ZM220 205H223V206H220ZM227 205V206H226ZM238 205V207H237ZM241 205V206H240ZM244 205V207H243ZM154 206V207H153ZM163 206V207H162ZM165 206V207H164ZM198 206V207H197ZM218 206V207H217ZM236 206V207H235ZM246 206V207H245ZM146 207V208H145ZM180 207V208H179ZM188 207V208H187ZM192 207V208H191ZM201 207V208H200ZM205 207V208H204ZM209 207V208H208ZM222 207L224 209H222ZM232 207V209L230 208ZM256 207V209H255ZM152 208V210H151ZM157 210H156V209ZM162 208V209H161ZM179 208V209H177ZM183 208V209H182ZM189 208L191 210H189ZM194 208V210H193ZM200 208V209H199ZM220 211H219V209ZM254 208V209H253ZM146 209V210H145ZM154 209V210H153ZM165 209V210H164ZM186 209V210H185ZM195 209L199 214H202L203 212V216L199 217L197 215V213L195 212ZM200 211H199V210ZM228 209V211L226 210ZM244 209V210H243ZM249 209V211H248ZM258 209V210H257ZM260 209V211H259ZM71 211L69 213V211ZM137 210V209H136ZM179 210V211H177ZM193 210V211H192ZM202 210V212H201ZM211 212H209V211ZM222 210V211H221ZM224 210V211H223ZM236 210V211H235ZM247 210V211H246ZM144 211V212H143ZM161 211V212H160ZM174 211V212H172ZM192 211V213H191ZM199 211V212H198ZM236 213H235V212ZM239 211V213H238ZM244 211V212H243ZM246 211V212H245ZM252 211V212H251ZM259 212L257 214V212ZM156 212V213H154ZM171 212V213H170ZM184 214H182V213ZM190 212V213H189ZM205 212V213H204ZM214 212V213H213ZM222 214H221V213ZM228 212V213H227ZM234 214H233V213ZM152 213V214H151ZM187 213V214H186ZM188 213L190 215H188ZM207 213L208 215H211L210 216H207ZM217 213V214H215ZM229 215H227V214ZM239 214V215H236V214ZM250 213V214H249ZM252 213H255V216H257L255 218L254 214ZM263 213V214H262ZM59 214V215H58ZM146 214V215H145ZM150 214V215H149ZM155 216H152L154 215ZM169 214V215H168ZM171 214V215H170ZM173 214V215H172ZM176 216H175V215ZM213 214H215V218H213ZM221 214V215H219ZM233 214V215H232ZM247 214V216H246ZM261 214V215H260ZM70 215V216H69ZM167 215V216H166ZM181 215V216H180ZM197 217H196V216ZM206 215V216H205ZM217 215V216H216ZM226 215V216H225ZM245 215V216H244ZM253 215V216H252ZM64 216V217H63ZM150 216V217H149ZM185 216V217H184ZM221 216V218H219ZM225 218H224V217ZM233 216V217H232ZM253 217V218H249V217ZM260 216V218L258 217ZM261 216L263 218H261ZM149 217V218H148ZM167 217H170L169 219ZM203 217V219H202ZM232 217V218H231ZM235 217V218H234ZM238 217V218H237ZM60 218V219H61ZM74 218V219H73ZM191 218V219H190ZM194 218V219H193ZM201 218V220H200ZM221 220L220 223H224V226L223 224L219 225V227L222 229H220L218 227V224L219 222L218 219ZM224 218V219H222ZM231 218V219H230ZM237 218V219H236ZM241 218V219H239ZM248 218V219H247ZM258 218V222L256 223L254 221L257 220ZM149 219V220H147ZM172 219V221H171ZM187 219V220H186ZM206 221H205V220ZM211 219V220H210ZM214 219V220H213ZM233 219V220H232ZM236 219V220H234ZM239 219V220H238ZM243 219V220H242ZM160 220V222H159ZM166 220V221H165ZM191 220L197 225L195 226V224L192 222L191 223ZM197 222H195V221ZM218 224H215L216 222ZM219 220V221H220ZM224 222H223V221ZM228 223H227V221ZM243 222H241V221ZM251 220V221H250ZM156 221V222H155ZM189 221V222H188ZM198 221H200V223L198 224ZM210 221V222H209ZM213 221V222H211ZM232 221V222H231ZM76 221H74L75 223ZM159 222V223H158ZM204 222V223H203ZM230 222V223H229ZM236 222V223H235ZM238 222H241L238 224ZM252 222L254 225V228L252 226ZM207 225H206V224ZM210 223V224H208ZM227 223V224H226ZM235 224L237 229L234 227V226H231L232 224ZM247 223V224H246ZM261 223V224H260ZM181 224L183 226H181ZM191 224V225H190ZM194 224V225H193ZM215 226H214V225ZM231 224V225H230ZM251 224V226L249 225ZM259 224V225H258ZM171 226L169 230H163L162 228H165V226ZM178 225V226H176ZM180 225V226H179ZM187 225V226H186ZM193 225V226H192ZM201 225V226H200ZM205 225V226H204ZM213 225V226H212ZM230 225V227H229ZM248 225V227H247ZM198 226L200 228H198ZM217 226V227H216ZM243 226V227H241ZM185 227V228H184ZM212 227V228H211ZM215 227V229L213 228ZM227 227V229H226ZM249 227H252L249 229ZM47 228V230H46ZM58 231H56L55 229ZM77 228V229H76ZM177 228V229H175ZM190 228V229H188ZM192 228L194 229L193 231ZM210 228V230H208ZM230 228V229H229ZM233 228V229H232ZM241 228V229H240ZM244 228H248V229H245ZM182 229V230H180ZM185 229V230H184ZM186 229H188L186 231ZM196 229V230H195ZM204 229V230H203ZM207 229V230H206ZM213 229V230H212ZM218 229V230H217ZM235 229V230H234ZM240 229V231H239ZM242 229L244 231H242ZM260 229V230H259ZM34 230V231H33ZM36 230L39 232H36ZM40 230V231H39ZM55 230V231H54ZM69 230V231H68ZM71 230V231H70ZM163 230V231H162ZM198 230V231H197ZM215 230V231H214ZM221 230V232H219ZM226 232L224 233L223 232ZM31 231V233H30ZM188 233H186V232ZM199 233H196V232ZM201 233H200V232ZM208 231V232H207ZM210 231V232H209ZM219 233H218V232ZM232 231V232H231ZM234 231V232H233ZM236 231H238L237 233L241 235V238H240V235L238 236V234L236 233ZM247 233H246V232ZM260 231V232H259ZM70 232V233H69ZM169 232H171L169 234ZM185 232V233H184ZM217 232V233H215ZM223 232V233H222ZM250 232V234H249ZM255 232V233H254ZM19 233H23V234H27V238L25 239H22V240H17L16 241V238L14 239H9V240H6L5 242L3 240L0 239V252L3 251L2 254H0V264H26L27 262L29 263H32V264H67V261L68 260V264H75V263H79V264H90L89 262L93 263V264H126L127 263V260L126 262L123 260L124 257L123 256H120L121 260H117V254L115 253L117 251H119L120 249V253L123 252V247L120 246V242L122 241L120 239V237H117L116 235L117 234H113L112 235V239L111 240H108V242L110 241V244H107V239L105 238H98L100 240H98L97 238H94L93 234L91 232H88V231H85L84 229H82L78 223H75L71 228L70 227H61V226H56V225H51V226H41V227H37V228H34V229H29V230H19ZM43 235H42V234ZM48 233V234H47ZM72 233V234H71ZM89 235H88V234ZM195 235H194V234ZM210 233V234H208ZM230 236H229V234ZM236 233V234H235ZM244 233V234H243ZM251 233H253V235H251ZM261 233H263L261 235ZM35 234H38L36 236H32V235H35ZM50 234V235H49ZM62 234V235H61ZM64 234V235H63ZM68 234V235H66ZM69 234H71L69 236ZM111 234V233H110ZM164 234V235H163ZM175 234V235H173ZM177 234V235H176ZM203 234V238H202V235ZM207 234V235H205ZM213 234V235H212ZM224 234V235H223ZM232 234V235H231ZM234 234V236H233ZM246 234V235H245ZM48 235V236H47ZM53 236V237H49V236ZM66 235V236H65ZM90 235L91 238H90ZM183 235H185L186 237H184ZM219 235V236H218ZM224 236L221 238V236ZM235 235H237L238 237H236ZM245 235V236H244ZM257 235H261L262 237L260 236H257ZM47 236V237H45ZM62 236V237H61ZM68 236V237H67ZM116 236V237H114ZM139 236L138 234H136L135 237ZM196 236V237H195ZM201 236V237H200ZM207 236V237H206ZM210 236V237H209ZM213 236V237H212ZM225 236L227 238H225ZM233 236V237H232ZM244 236V237H243ZM249 237V238H246ZM255 236V237H254ZM47 239H45V238ZM58 237V238H57ZM66 237V238H65ZM71 237V238H70ZM186 238V241L189 242H185L184 239ZM193 237V238H192ZM195 237V238H194ZM221 239H219V238ZM232 237V239H231ZM30 238V240H29ZM56 238V239H55ZM117 238V239H116ZM170 238V239H169ZM191 238V239H190ZM197 238V239H196ZM213 238V240H212ZM224 238V239H223ZM230 238V240H229ZM245 238L249 241L246 242ZM263 238V239H262ZM32 239V241H31ZM38 239V240H37ZM53 239V240H52ZM61 239V240H59ZM70 239V241H69ZM91 239V240H90ZM167 239V240H166ZM172 239V240H171ZM181 239V240H180ZM188 239V240H187ZM190 239V240H189ZM195 239V240H193ZM207 239V240H205ZM225 240V242L222 243L223 240ZM57 240V241H56ZM64 240V241H63ZM89 240V241H88ZM136 240V239H135ZM169 240V241H168ZM197 240V241H196ZM203 240V241H202ZM204 240L206 243H204ZM220 240V242H219ZM236 240V241H235ZM241 240V241H239ZM258 240V241H257ZM262 240V241H260ZM19 241V243H18ZM21 241V242H20ZM25 241V242H24ZM27 241H31L30 243H26ZM40 241V243H39ZM53 241H56V242H53ZM79 241V242H78ZM179 241V242H178ZM184 241V243H183ZM194 244H192V242ZM196 241V243H195ZM202 241V242H200ZM211 241V243H210ZM214 243H213V242ZM229 241V242H228ZM233 241V242H232ZM8 242V243H7ZM59 242V244H58ZM65 244H63V243ZM83 242V243H82ZM99 242V244H98ZM113 242V243H112ZM218 242V243H217ZM239 242V243H238ZM251 242H253V244H251ZM18 246H20L19 248H17V244ZM26 243L27 244V247H26ZM47 243V244H46ZM54 243V245H53ZM67 243V244H66ZM71 243V245H69ZM86 243V244H85ZM164 243L165 246H164ZM200 243V244H199ZM210 243V245H209ZM217 243V244H216ZM231 243V244H229ZM238 243V244H236ZM242 243V244H240ZM12 244V245H11ZM16 246V248H12V246ZM16 244V245H15ZM20 244H24L23 246L20 245ZM29 244V245H28ZM31 244V246H30ZM34 246H33V245ZM85 244V245H84ZM115 244V246H114ZM119 244V245H118ZM168 244V246H167ZM199 247H197V245ZM213 244V245H212ZM215 244V245H214ZM228 244V245H227ZM258 244V245H257ZM37 245V246H36ZM39 245V246H38ZM52 248L53 250H51L50 248H48V246ZM61 245V246H60ZM63 245V246H62ZM67 245V246H66ZM69 245V246H68ZM77 245V247H76ZM117 245V246H116ZM184 245V246H183ZM188 245H191L192 248H191V253L189 251V246ZM206 245V246H205ZM216 245L218 246V248L216 247ZM219 245H221L222 247H220ZM235 245L234 247L232 246V248L234 250H232V248H227L228 246L231 247V246ZM260 245V246H259ZM13 246V247H14ZM66 246V247H65ZM199 251H197L198 249ZM208 246H209V249H208ZM215 249H214V247ZM226 246V247H225ZM245 246V249L244 251L245 252H241L239 251V249L241 248H244ZM263 246V247H262ZM32 247V248H30ZM56 247V249H55ZM71 247V248H69ZM186 247V248H185ZM188 247V248H187ZM195 247V248H194ZM207 247V248H206ZM225 250H227L225 252V250H223L224 248ZM247 247H250V248H247ZM262 249H259L261 248ZM6 248V249H5ZM11 248V249H10ZM26 248V249H24ZM28 248L30 250H28ZM36 248V249H34ZM38 248V249H37ZM73 248H74V252H73ZM115 248V249H114ZM163 248V249H162ZM174 248V249H173ZM202 251H201V249ZM206 249L204 251V249ZM255 250H253V249ZM256 248V249H255ZM11 251H10V250ZM19 249V250H18ZM32 249V250H31ZM48 249V250H47ZM50 249V250H49ZM68 249V250H67ZM83 249V250H82ZM86 249V250H85ZM122 249V250H121ZM167 249V250H166ZM212 249V250H211ZM217 249V251H216ZM231 251H230V250ZM239 251L238 253L236 252L237 250ZM250 249V250H249ZM16 250V252H15ZM19 252H18V251ZM22 250V251H21ZM34 250V251H33ZM45 250V252H44ZM54 250L55 253H54ZM63 251L64 254L68 257V258H65L66 256L65 255H62L63 252H59V251ZM77 250V251H76ZM169 250V251H168ZM189 251V254L188 251ZM220 250V251H219ZM243 250V249H242ZM256 250H257V253H256ZM8 251V252H7ZM21 251V252H20ZM24 251V252H23ZM31 251L34 253V254H30ZM48 251V252H47ZM69 251V252H68ZM71 251V252H70ZM84 251V252H83ZM180 251V253H179ZM183 251V252H182ZM208 251V252H207ZM212 251V252H211ZM217 253H216V252ZM219 251V253H218ZM223 251V252H222ZM235 251V253H234ZM248 251H250V253H248ZM261 251V252H259ZM15 252V253H13ZM26 253L27 256H26ZM68 252V253H66ZM77 252V253H76ZM169 253L171 252L169 255L166 253ZM198 252V253H197ZM203 252V253H202ZM206 252V253H205ZM253 252V253H251ZM258 252L260 253V255H258ZM5 253V255H4ZM22 253V254H21ZM37 253V254H36ZM48 253V254H46ZM50 253V254H49ZM81 253V254H80ZM194 253V254H193ZM243 253H246L245 255ZM250 255H248V254ZM9 254V255H8ZM22 256H21V255ZM25 254V256H24ZM53 254V255H51ZM58 257V258H56ZM72 254V255H71ZM183 254V255H182ZM192 254V255H191ZM196 254V256H195ZM215 254V255H214ZM222 254V255H221ZM224 254V256H223ZM238 254V255H236ZM239 254H241L239 256ZM252 254V255H251ZM50 255V256H49ZM61 255L63 256L61 258ZM78 255V256H77ZM95 255V256H94ZM114 257H113V256ZM191 255V256H190ZM198 255H200L198 257ZM205 255V257H204ZM217 255V256H216ZM221 255V257H220ZM258 259V256H260L261 258L258 259V261L254 258ZM258 255V256H257ZM10 256V258L8 257ZM19 256V258H18ZM54 256V258L52 257ZM72 256V257H71ZM74 256V257H73ZM85 256V257H84ZM88 256V257H87ZM116 256V257H115ZM125 256V255H124ZM166 256V257H165ZM187 256V257H186ZM233 256L235 257V261L233 259ZM243 258H242V257ZM29 257V258H28ZM30 257H34V258H30ZM72 258V260L70 258ZM82 257V258H81ZM105 257V258H103ZM110 257V258H109ZM113 257V258H112ZM123 257V258H122ZM172 257V258H171ZM180 257V258H178ZM182 257V258H181ZM191 257V258H190ZM224 257V258H223ZM239 257V258H238ZM241 257V259H240ZM247 258V260H249L248 262H245L246 260L244 258ZM251 257V258H250ZM13 258V259H12ZM17 258V259H16ZM28 258V259H27ZM47 258V259H45ZM52 258V260H54L52 262V260L50 259ZM75 258V259H74ZM85 258V259H84ZM186 258V259H185ZM191 260H190V259ZM192 258L193 261H192ZM220 258V259H219ZM253 258V260H252ZM20 259V262L19 260ZM25 259L27 260V262L25 261ZM41 259V260H40ZM60 259V260H59ZM63 259V261L61 260ZM78 259V260H77ZM188 259V260H187ZM205 259V260H204ZM21 260L23 262H21ZM34 260V261H33ZM47 260V261H46ZM50 260V261H49ZM56 260V261H55ZM65 260V261H64ZM80 260V261H79ZM82 260V261H81ZM85 260V262H84ZM190 260V262H188ZM200 260V261H199ZM203 260V261H202ZM221 260V261H220ZM233 260V261H232ZM241 260V261H240ZM244 260V261H243ZM260 260V262H259ZM43 261V262H42ZM76 261V262H75ZM228 261V262H227ZM75 262V263H74ZM82 262V263H81ZM193 262V263H192ZM197 262V263H196ZM217 262V263H215ZM226 262V263H225ZM130 263V262H129ZM28 264V263H27ZM136 264H139V263H136Z\"/></svg>", "mask_w": 264, "mask_h": 264}, {"label": "water", "instance_id": "3", "mask_svg": "<svg viewBox=\"0 0 264 264\" xmlns=\"http://www.w3.org/2000/svg\"><path fill=\"white\" fill-rule=\"evenodd\" d=\"M8 1H11V0H0V4H7Z\"/></svg>", "mask_w": 264, "mask_h": 264}]
</instances>
